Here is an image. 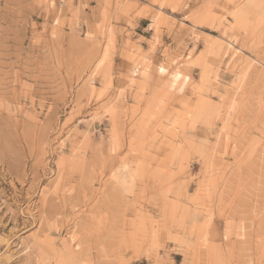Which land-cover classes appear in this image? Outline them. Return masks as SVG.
Returning a JSON list of instances; mask_svg holds the SVG:
<instances>
[{"label": "rangeland", "instance_id": "1", "mask_svg": "<svg viewBox=\"0 0 264 264\" xmlns=\"http://www.w3.org/2000/svg\"><path fill=\"white\" fill-rule=\"evenodd\" d=\"M0 264H264V0H0Z\"/></svg>", "mask_w": 264, "mask_h": 264}, {"label": "bare ground", "instance_id": "2", "mask_svg": "<svg viewBox=\"0 0 264 264\" xmlns=\"http://www.w3.org/2000/svg\"><path fill=\"white\" fill-rule=\"evenodd\" d=\"M230 46V45H229Z\"/></svg>", "mask_w": 264, "mask_h": 264}]
</instances>
